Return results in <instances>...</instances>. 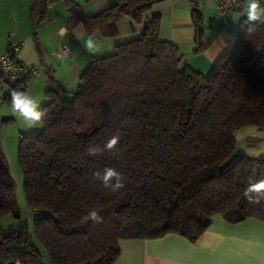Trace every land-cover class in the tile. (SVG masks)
<instances>
[{
  "label": "trees",
  "instance_id": "16d2710c",
  "mask_svg": "<svg viewBox=\"0 0 264 264\" xmlns=\"http://www.w3.org/2000/svg\"><path fill=\"white\" fill-rule=\"evenodd\" d=\"M52 1L30 0L35 29ZM162 1L112 0L94 17L71 5L69 19L89 36L111 38L120 18L141 23ZM189 2L197 53L201 0ZM159 24V15H151L139 38L92 59L71 97L47 90L43 127L18 144L24 207L36 215L31 232L1 229L17 204L0 134V264H43L32 237L47 264H114L122 240L176 234L194 242L216 215L264 220V192L244 196L250 183L264 180V159L237 153L234 139L247 126L264 130V24L242 20L232 47L206 78L180 68L181 54L159 39ZM28 82L3 80L4 103L11 105L9 93L26 91ZM117 135L115 149H104ZM90 146L101 153L87 154ZM109 167L125 178L118 192L92 177ZM92 208L102 223L84 221Z\"/></svg>",
  "mask_w": 264,
  "mask_h": 264
},
{
  "label": "crops",
  "instance_id": "0c3cea01",
  "mask_svg": "<svg viewBox=\"0 0 264 264\" xmlns=\"http://www.w3.org/2000/svg\"><path fill=\"white\" fill-rule=\"evenodd\" d=\"M239 3V8L232 14L221 16L214 0H201L203 48L196 53L189 0H165L155 4L143 15L141 23L122 17L116 22V34L111 38H103L99 33L89 36L81 24L73 25L69 7L75 6L76 12L83 17H94L110 7L112 0H54L47 5L36 29L31 19L30 0H7L3 6L8 8L9 21L1 18L0 11V51L10 45H19L16 58L40 67L43 73L39 77V90L47 96V90L51 89L59 97L69 98L92 59L111 54L118 44L139 38L145 23L155 14L160 17L159 39L179 51L180 68L189 67L206 78L232 47L241 21H247L248 1ZM261 8H264V1ZM261 21H264V12ZM61 29L65 30L63 34ZM63 46L70 50L67 56L59 53ZM41 98L42 92L36 100L43 106L47 102L46 98L40 101ZM16 120L12 110H0V134L2 128L14 124L18 137L41 130H26L22 125L16 126ZM234 139L237 153L264 159V130L247 126L238 130ZM1 144L9 160L2 135ZM119 249L120 255L114 264H264V220L230 221L216 215L209 228L194 242L167 234L157 239L122 240Z\"/></svg>",
  "mask_w": 264,
  "mask_h": 264
},
{
  "label": "clouds",
  "instance_id": "9594fccd",
  "mask_svg": "<svg viewBox=\"0 0 264 264\" xmlns=\"http://www.w3.org/2000/svg\"><path fill=\"white\" fill-rule=\"evenodd\" d=\"M247 9L246 19L249 23L261 21V13L264 12V8H261L260 0H248ZM64 32L65 30L61 29V33L63 34ZM9 95L12 114L17 120L21 121L23 128L29 130L43 127L47 112L36 99L30 96L26 91L19 89H13ZM119 139L118 135L112 136L106 142L104 149L108 151L115 149L116 145L119 143ZM86 151L87 154L96 156L101 153L102 149L98 146H90ZM92 177L101 181L103 187L112 192H118L125 187V178L123 174L115 168H105L103 172L95 171L92 173ZM262 192H264V180L250 183L244 190V196L251 199L252 193ZM83 219L85 222L91 221L93 224H100L103 222V217L96 208L89 210Z\"/></svg>",
  "mask_w": 264,
  "mask_h": 264
},
{
  "label": "rangeland",
  "instance_id": "374dc122",
  "mask_svg": "<svg viewBox=\"0 0 264 264\" xmlns=\"http://www.w3.org/2000/svg\"><path fill=\"white\" fill-rule=\"evenodd\" d=\"M6 2L7 0H0V11L3 14V16L1 15V18L3 17L4 20L9 21L8 8H4L3 6V4H5ZM41 75L43 76L42 71H41ZM40 78L29 81L26 92L30 96H32L34 99H36L39 93L42 92L43 99L46 98V102L48 103L49 99L46 96V93L42 90H39L41 87V83L39 84V82L41 81ZM43 99L41 98L39 100L41 101ZM3 109L11 110V105L4 103L2 106H0V110H3ZM21 125H22L21 121L16 120V126H21ZM1 135L3 139V144L5 146V149L7 151L8 158H9L8 163L10 167V172L16 183L15 198H16V204H17L16 212H18V216L13 213L9 216H5L1 220V229H2V232L7 235L10 232L18 230L19 228L23 226H28L31 232L32 222L34 218L36 217V215L30 212H27L26 208L24 207L23 196H22V191H21L23 177H22V173L17 163L18 144H19V138L21 136L18 137V129L15 128V124L2 128ZM32 239H33V243L37 246L42 256L43 264H47L48 260H47L46 254L38 246V244L36 243L33 237Z\"/></svg>",
  "mask_w": 264,
  "mask_h": 264
},
{
  "label": "built area",
  "instance_id": "2783aa9c",
  "mask_svg": "<svg viewBox=\"0 0 264 264\" xmlns=\"http://www.w3.org/2000/svg\"><path fill=\"white\" fill-rule=\"evenodd\" d=\"M248 0H214L216 9L221 16L232 14L238 7L239 2ZM260 0V5L262 6ZM19 50V45H10L5 51H0V106L4 104V94L6 86L4 81L14 82L22 79L28 81L37 79L41 76V70L33 64H26L16 58V53ZM62 56L70 54V50L63 46L59 49ZM11 264H18L12 262Z\"/></svg>",
  "mask_w": 264,
  "mask_h": 264
},
{
  "label": "water",
  "instance_id": "95a60500",
  "mask_svg": "<svg viewBox=\"0 0 264 264\" xmlns=\"http://www.w3.org/2000/svg\"><path fill=\"white\" fill-rule=\"evenodd\" d=\"M13 214H16V215L18 216V212H15V213H13Z\"/></svg>",
  "mask_w": 264,
  "mask_h": 264
}]
</instances>
